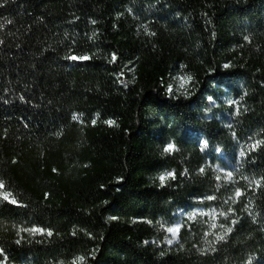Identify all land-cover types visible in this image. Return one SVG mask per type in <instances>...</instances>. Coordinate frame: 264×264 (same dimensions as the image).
Here are the masks:
<instances>
[{"label": "trees", "instance_id": "1", "mask_svg": "<svg viewBox=\"0 0 264 264\" xmlns=\"http://www.w3.org/2000/svg\"><path fill=\"white\" fill-rule=\"evenodd\" d=\"M257 141L264 0H0V264H264Z\"/></svg>", "mask_w": 264, "mask_h": 264}, {"label": "snow or ice", "instance_id": "2", "mask_svg": "<svg viewBox=\"0 0 264 264\" xmlns=\"http://www.w3.org/2000/svg\"><path fill=\"white\" fill-rule=\"evenodd\" d=\"M69 59H73V60H76V59H79V60H87V59H89V57H88V56H80V57L70 56ZM115 59H116V57H115V55L113 54V56H112V60L114 61ZM188 79H190V77H181L182 86H183V83H185ZM169 90L171 91V89H169ZM72 118L75 120V119H78V116L73 115ZM93 123H95V121H93ZM106 123L111 124V123H113V122H112V121H106ZM261 143H264V142H262V141H257L254 145H251V147L254 149L256 146H258V145L261 144ZM204 145H206V142H204ZM204 145H202V147H203ZM173 150H174V145H171V144H169V145L166 147V149H165V151H168V152H171V151H173ZM240 155L243 156V155H244V152L242 151V152L240 153ZM201 171H203V169H202ZM228 175L230 176L231 174L229 173ZM170 176H173V177H174V174L171 173V172H169V173H167L166 175H162V176H160L159 179H160V181H161V184H163L164 181H165L168 177H170ZM0 188H3V182H2V181H0ZM235 194H236V196H240V195H241V192H240L239 190H237ZM4 198H5V199L8 198L7 194H5ZM208 199H214V197H211V196H210V197H208ZM12 202L15 203L14 200H13ZM221 215H223V213H221ZM213 227H215V224H213ZM230 230H231V229H228V231H230ZM25 231H29V232H32V233H36V232H41V233H42V232H44L45 230H44V229H40V228H35V227H34V228H31V229H25ZM168 231L171 232V233L173 234V236H175L176 232L178 231V226H177L176 228H169ZM47 234H48L49 236L52 235L51 231H48ZM218 239H223V237H218ZM19 242H20V241L17 240V243H19ZM168 242L171 243L172 241L169 240ZM83 259H84L83 257H78V258H77V261H74L73 264H79V262L83 261Z\"/></svg>", "mask_w": 264, "mask_h": 264}, {"label": "rangeland", "instance_id": "3", "mask_svg": "<svg viewBox=\"0 0 264 264\" xmlns=\"http://www.w3.org/2000/svg\"><path fill=\"white\" fill-rule=\"evenodd\" d=\"M181 82L179 79H174V85H179ZM178 225L175 226V228L177 227Z\"/></svg>", "mask_w": 264, "mask_h": 264}]
</instances>
